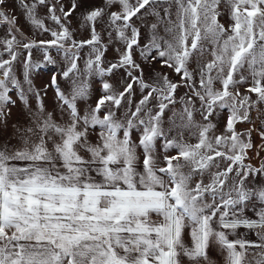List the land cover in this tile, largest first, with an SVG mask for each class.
<instances>
[{
  "label": "snow or ice",
  "instance_id": "6c2138e0",
  "mask_svg": "<svg viewBox=\"0 0 264 264\" xmlns=\"http://www.w3.org/2000/svg\"><path fill=\"white\" fill-rule=\"evenodd\" d=\"M8 2L0 264H264V0Z\"/></svg>",
  "mask_w": 264,
  "mask_h": 264
},
{
  "label": "rangeland",
  "instance_id": "374dc122",
  "mask_svg": "<svg viewBox=\"0 0 264 264\" xmlns=\"http://www.w3.org/2000/svg\"><path fill=\"white\" fill-rule=\"evenodd\" d=\"M14 7V0H9V2H8V9H11V8H13ZM7 10V9H6ZM9 14H11L10 12H9ZM25 30H27V29H25ZM45 71V73L47 72V69H45L44 70ZM240 231H245L244 229H241ZM252 238H255L254 236L252 237Z\"/></svg>",
  "mask_w": 264,
  "mask_h": 264
}]
</instances>
